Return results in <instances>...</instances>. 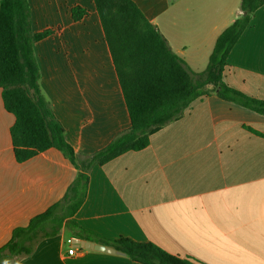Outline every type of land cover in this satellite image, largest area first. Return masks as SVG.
Listing matches in <instances>:
<instances>
[{"label": "crops", "instance_id": "obj_1", "mask_svg": "<svg viewBox=\"0 0 264 264\" xmlns=\"http://www.w3.org/2000/svg\"><path fill=\"white\" fill-rule=\"evenodd\" d=\"M241 1L133 0L194 73L206 69L217 38L241 14ZM29 5L33 32L52 31L34 44L42 93L74 151L92 154L130 127L95 4ZM74 7L87 15L73 20ZM223 80L264 100V4L231 50ZM14 123L0 89V248L14 228L58 202L77 174L54 148L17 162ZM73 220L97 237L151 242L199 264H264V115L214 93L194 100L144 149L96 165ZM72 238L88 241L63 230L16 264H140L119 252L76 247Z\"/></svg>", "mask_w": 264, "mask_h": 264}, {"label": "trees", "instance_id": "obj_2", "mask_svg": "<svg viewBox=\"0 0 264 264\" xmlns=\"http://www.w3.org/2000/svg\"><path fill=\"white\" fill-rule=\"evenodd\" d=\"M99 14L130 117V127L106 147L89 155L77 154L65 139V129L40 87L34 44L52 34L32 30L29 0H0V89L5 109L14 115L10 129L13 153L24 162L48 149L59 150L77 170L64 196L26 226L13 229L0 248V264H16L31 256L39 243L61 232L113 248L140 264H199L171 254L158 245L129 238L108 240L82 229L73 217L87 197L89 174L129 151H140L151 137L179 120L191 103L214 93L264 115V100L248 96L223 80L233 47L264 0H242L239 17L217 38L206 69L192 72L133 0H93ZM73 20L87 11L74 7Z\"/></svg>", "mask_w": 264, "mask_h": 264}, {"label": "water", "instance_id": "obj_3", "mask_svg": "<svg viewBox=\"0 0 264 264\" xmlns=\"http://www.w3.org/2000/svg\"><path fill=\"white\" fill-rule=\"evenodd\" d=\"M71 243L76 246V247H82V248H91V249H96V250H101V251H106V252H111V253H115L117 251H115L113 248L110 247H105L103 245H99V244H95L91 241H84V240H80L78 238H72L71 239Z\"/></svg>", "mask_w": 264, "mask_h": 264}, {"label": "built area", "instance_id": "obj_4", "mask_svg": "<svg viewBox=\"0 0 264 264\" xmlns=\"http://www.w3.org/2000/svg\"><path fill=\"white\" fill-rule=\"evenodd\" d=\"M75 248L74 247H70L69 250H68V255H74L75 254Z\"/></svg>", "mask_w": 264, "mask_h": 264}]
</instances>
